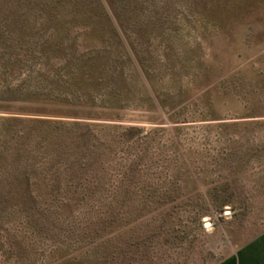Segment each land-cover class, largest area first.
<instances>
[{"label":"rangeland","instance_id":"374dc122","mask_svg":"<svg viewBox=\"0 0 264 264\" xmlns=\"http://www.w3.org/2000/svg\"><path fill=\"white\" fill-rule=\"evenodd\" d=\"M73 54L122 73L85 85L97 118L41 91ZM240 249L264 264V0H0V264H224Z\"/></svg>","mask_w":264,"mask_h":264},{"label":"trees","instance_id":"16d2710c","mask_svg":"<svg viewBox=\"0 0 264 264\" xmlns=\"http://www.w3.org/2000/svg\"><path fill=\"white\" fill-rule=\"evenodd\" d=\"M58 61L60 62L59 65L65 68V72L67 73L66 80H63V78L59 76H57V80L53 82L45 78L42 79L45 85L42 87L43 89H41V91L46 93L47 100L55 106L62 107V109L58 111L61 115H69L76 119L97 118L98 115L94 114L93 110L99 107L94 105L96 102L94 101L95 99H91V97L88 96V93L85 91V85L102 90L119 82L117 80H121L122 73L115 71L116 69L114 70V66L117 63L109 62L104 64L99 55L86 56L81 54L66 56L58 59ZM48 121L49 120H45L42 123L47 125L52 122L53 124L71 127L79 131L83 129V127L91 126V123L78 120ZM81 137L82 136H79L76 140H73L71 142L72 145H79L80 148H83V144L80 143Z\"/></svg>","mask_w":264,"mask_h":264},{"label":"crops","instance_id":"0c3cea01","mask_svg":"<svg viewBox=\"0 0 264 264\" xmlns=\"http://www.w3.org/2000/svg\"><path fill=\"white\" fill-rule=\"evenodd\" d=\"M224 264H241V249L239 250L236 258L227 260Z\"/></svg>","mask_w":264,"mask_h":264},{"label":"water","instance_id":"95a60500","mask_svg":"<svg viewBox=\"0 0 264 264\" xmlns=\"http://www.w3.org/2000/svg\"><path fill=\"white\" fill-rule=\"evenodd\" d=\"M225 214H226V215H228V214H229V212H225ZM210 226H211V224H210V223H205V224H204V227H205V228H208V227H210Z\"/></svg>","mask_w":264,"mask_h":264}]
</instances>
